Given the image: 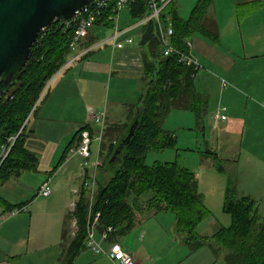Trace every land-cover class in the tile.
<instances>
[{
    "label": "crops",
    "instance_id": "crops-1",
    "mask_svg": "<svg viewBox=\"0 0 264 264\" xmlns=\"http://www.w3.org/2000/svg\"><path fill=\"white\" fill-rule=\"evenodd\" d=\"M176 1L174 8L178 17L187 20L184 12L182 14L183 0ZM247 2H257L258 8L237 22L235 6ZM263 19L264 0H213L205 22L218 33L219 41L213 42L199 33L185 39L191 42L190 52L201 64L194 76V88L206 102L202 119L208 117L214 125L220 122L222 134L236 129L237 137H240H236L238 146L234 148L230 164L234 169L241 161L256 166L259 172L255 174V181L264 178ZM120 24V28L126 31L122 39L129 38L130 42L118 47L107 42L69 63L94 44L110 38L111 29L95 26L75 51L68 52L65 64L49 81L36 111L29 115L24 146L35 157L36 163L0 184V199L12 207L4 209L0 205V264L61 263L76 231L73 214L84 189L83 182L93 172L92 168L83 167L82 159L75 154L79 142L76 132L90 124L88 110L103 114L105 127L117 126L122 132L123 125L130 123L132 109L144 89L141 28H133L135 24L128 9L123 18L120 16ZM245 26L248 31H244ZM213 100H217V106L211 104ZM221 106L226 108L225 120L215 118ZM90 126L97 135L99 125ZM251 134L260 136L247 140L243 137ZM224 140L217 139L212 143L220 151L219 154L213 153L218 159L225 156L228 142ZM70 142L72 144L59 164ZM94 144L99 152L98 143L93 142V160L97 156L92 150ZM241 151L246 152L242 154ZM55 166L57 168L53 171ZM48 179L51 195L38 198L39 187ZM255 181L253 191L246 196L242 194V197L250 198L258 213L264 206V189ZM168 214L170 212L163 210L136 213L134 226L129 232L113 240L129 252L137 264H224L225 252L213 251L216 247L211 237L221 227L215 219L209 217L196 228L197 234L207 242L191 251L176 233L175 217L172 219ZM99 233L97 226V238ZM72 264L114 263L104 255L84 249Z\"/></svg>",
    "mask_w": 264,
    "mask_h": 264
},
{
    "label": "trees",
    "instance_id": "trees-1",
    "mask_svg": "<svg viewBox=\"0 0 264 264\" xmlns=\"http://www.w3.org/2000/svg\"><path fill=\"white\" fill-rule=\"evenodd\" d=\"M212 1L197 0L187 20L178 17L174 3L164 9L163 23L167 24L169 18L173 29L171 45L174 48L186 52L184 40L195 33L213 42L219 41L218 33L205 22ZM258 5L257 2L237 4V22H241ZM127 9L130 19L136 23L147 11L146 0H134ZM110 27L107 23L106 28ZM140 28V43L144 48V89L132 109L130 121L135 116L137 106H141L138 126L130 143L122 148L113 163H109V159L126 136L130 123L123 125L122 132L118 131L117 126L104 128L98 155L101 159L99 168H104L105 174L99 178L108 179L102 184L97 180L91 203L87 190L82 189L73 214L77 230L60 264H72L85 249L89 207L92 216L100 213V231L106 226L115 229L111 235L113 239L129 232L134 226L136 213L163 210L174 215L176 233L191 251L207 242L206 238L197 234L196 228L211 213L198 191L194 173L177 162L145 163L149 152L163 151L174 144L172 135L161 127L171 109L193 112L197 125H200L206 102L195 92L196 71L193 67L179 64L173 55H162L156 24L148 22ZM70 33V27L66 29L65 25L59 23H51L43 29L31 48L29 60L21 69L17 85L10 89L5 100L0 98V154L3 147L8 145V140L16 136L0 165V184L16 176L19 170L32 168L36 163L35 157L24 146L26 121L36 111L47 83L65 64ZM83 130L93 129L84 125L76 135L80 136ZM70 144L72 142L65 148L59 164L64 160ZM0 205L4 209L12 208L1 199ZM223 210L231 220L228 226H221L211 237L216 247L213 251L225 252L224 264H264V218L254 210L253 201L248 197L238 198L235 187L228 183Z\"/></svg>",
    "mask_w": 264,
    "mask_h": 264
},
{
    "label": "built area",
    "instance_id": "built-area-1",
    "mask_svg": "<svg viewBox=\"0 0 264 264\" xmlns=\"http://www.w3.org/2000/svg\"><path fill=\"white\" fill-rule=\"evenodd\" d=\"M133 1L134 0H92L88 6L76 11L70 25L71 33L68 44L69 52L75 51L81 42L88 37L90 31L95 26L106 27V24L109 23L111 25L109 29H111L112 34L107 40L100 41L99 43L94 44L92 47L73 57L69 63L91 49L105 45L107 42H110L113 47H118L123 43L130 42L129 38L122 39L126 31H123L120 28V16L123 9L127 8ZM175 1L176 0H146L147 11L139 21L134 23L135 25L133 28L142 27L148 22L155 23L157 26L158 38L160 41V51L162 55H173L176 57L179 64L191 66L193 67L194 71H198L201 68V64L190 52L191 42L189 40H184L185 46L187 48L186 52L174 48L171 45L173 29L168 23H163L162 14L164 9ZM48 85L49 82L42 91L41 96L46 91ZM261 105L264 107V100L261 101ZM225 111V107H220L216 112L215 118L219 120H225ZM87 112L89 116V123L99 125L100 131H98V134L96 135L93 130H83L79 136V142L76 146L75 154H77L82 159L83 167H90L93 169L92 174L89 175V177L83 182L84 188L90 193V197L93 198L95 192H93V190L97 188V178L95 172L101 165V160L99 159V152L97 153L96 158L94 160L92 159L91 145L93 142H97L100 145L105 126L103 124V114L96 113L93 110H88ZM15 138L16 136L11 137L8 140V145L3 147L0 154V165L6 158L11 146L15 141ZM51 193L52 188L50 185V180L48 179L41 184L36 194L38 196L48 197L51 195ZM99 216V212L92 216L89 207L88 219L86 223V237L84 240L85 249L90 250L95 254L104 255L114 264H137L135 258L129 252L125 251L118 243H116L113 238H111V235L115 230L111 226L104 227L100 231L97 238L95 234V228L98 226Z\"/></svg>",
    "mask_w": 264,
    "mask_h": 264
},
{
    "label": "rangeland",
    "instance_id": "rangeland-1",
    "mask_svg": "<svg viewBox=\"0 0 264 264\" xmlns=\"http://www.w3.org/2000/svg\"><path fill=\"white\" fill-rule=\"evenodd\" d=\"M191 3L192 5H190ZM195 3L196 0H183L182 14L184 12V16H187V19L189 18L190 11ZM126 11L127 8L123 9L121 12L122 18ZM262 22H264V19ZM245 27L246 30H243L248 31V27ZM262 29H264V26ZM243 36L244 35L242 34V38ZM211 104L217 106V100H213V103ZM202 121L203 122H201L200 125H197L195 123V117L187 110L176 109L170 111L161 127L172 135L174 144L163 151L149 152L146 156L145 163L147 165H152L155 162H177L182 167L193 172L198 182V191L203 196L204 204L211 213L210 218L215 219L216 223L221 226H228L231 219L229 214L225 213L223 210L225 189L228 183L235 187L237 197L241 198L242 194L246 196L249 192L253 191L255 185V183H253V181H255L254 177L256 172L258 174L259 171H257L256 166L250 164L247 165L246 163L244 164L242 161L235 169L233 164H230V159L235 153L234 148L235 146H238V144L235 143L237 137L235 128L231 129V131L227 130V133L222 134L223 129L220 122L214 125L215 123L210 121V118L208 117L203 118ZM211 134H213L212 138L210 136ZM259 136L260 134H251L244 135L243 137L247 140L251 137L257 139ZM239 137L240 136L238 135L237 139ZM223 138L227 140L224 141L228 142L226 143L225 156L223 159H218L214 157L213 153L216 151L219 154L220 151H217L216 145L213 146L212 143L214 141L216 142L217 139ZM96 148L98 149V146L94 144L92 150H95V154L98 153ZM241 152L242 154H245L246 151ZM224 154L222 153V155ZM220 167L222 169H220ZM102 174H105L104 168H99L98 172L95 174L98 183L100 182L101 184L108 179L107 177L104 179L99 178ZM263 179L255 181L262 190L264 189ZM96 189H94L93 192L96 191ZM37 197L44 199L42 196L37 195ZM88 198L89 203H91L92 198L90 197L89 192ZM258 214L264 218V206L258 211ZM168 216L172 217V219L174 217L171 213L168 214ZM75 230H77V223Z\"/></svg>",
    "mask_w": 264,
    "mask_h": 264
},
{
    "label": "water",
    "instance_id": "water-1",
    "mask_svg": "<svg viewBox=\"0 0 264 264\" xmlns=\"http://www.w3.org/2000/svg\"><path fill=\"white\" fill-rule=\"evenodd\" d=\"M92 0H0V98L5 100L17 85L21 69L31 56V48L40 32L51 23L68 29L75 12ZM126 136L115 148L109 163H113L122 148L130 143L138 126L142 107L137 106Z\"/></svg>",
    "mask_w": 264,
    "mask_h": 264
}]
</instances>
